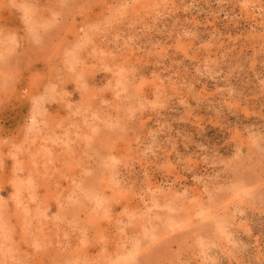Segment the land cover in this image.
<instances>
[{
    "label": "rangeland",
    "instance_id": "obj_1",
    "mask_svg": "<svg viewBox=\"0 0 264 264\" xmlns=\"http://www.w3.org/2000/svg\"><path fill=\"white\" fill-rule=\"evenodd\" d=\"M0 264H264V0H0Z\"/></svg>",
    "mask_w": 264,
    "mask_h": 264
}]
</instances>
